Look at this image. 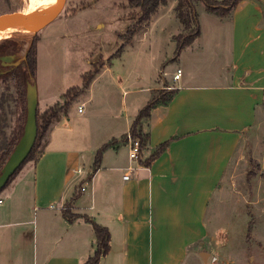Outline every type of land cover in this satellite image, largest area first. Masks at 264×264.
Here are the masks:
<instances>
[{"label":"crops","instance_id":"obj_1","mask_svg":"<svg viewBox=\"0 0 264 264\" xmlns=\"http://www.w3.org/2000/svg\"><path fill=\"white\" fill-rule=\"evenodd\" d=\"M202 15L201 35L177 58L180 78L138 89L177 90L168 105L152 109L141 160H130L124 135L142 101H132L135 111L121 130L109 125L95 133L82 105L52 119L31 168L27 162L0 200V264H83L95 247L94 223L111 233L100 264H186L205 244L211 198L224 192L227 169L264 106V0H242L227 17ZM110 60L84 91L106 72L114 85L107 93L117 89L122 75ZM37 97L39 111L52 105L42 108L38 90ZM113 140L93 170L98 150ZM166 141L167 149L147 163ZM65 204L79 217L69 220Z\"/></svg>","mask_w":264,"mask_h":264},{"label":"rangeland","instance_id":"obj_2","mask_svg":"<svg viewBox=\"0 0 264 264\" xmlns=\"http://www.w3.org/2000/svg\"><path fill=\"white\" fill-rule=\"evenodd\" d=\"M32 1L11 0L1 4L0 14L34 13ZM57 2L51 0L49 11ZM173 2L169 0L159 7L148 24L140 25L129 40L128 30L137 24L139 15V9L131 7L129 0H67L60 15L40 31L14 30L8 36H0V74L24 59L25 50L36 43L35 85L40 106L52 104L46 109L48 114H58L66 110L70 101V115L76 114L80 105L85 113L90 112V127L95 133H103L109 125L121 130L127 113L131 115L135 111L132 101H142L140 104L144 107L153 93L159 95L164 90L141 92L138 89L163 85V79L171 80L178 65L174 36L182 30H178L177 24L181 22L175 8L172 9ZM197 9L202 27V13L209 12L202 3ZM171 31L175 33L173 36L169 35ZM12 42H19L23 50L8 51L7 44ZM122 53V58L117 59ZM106 60L113 61L115 73L122 75L121 84L111 95L112 88L107 93L106 87L114 85L106 72L94 81L89 91L83 90L78 96L70 91L64 96L69 88L82 84L84 73L100 69ZM89 96L92 101L85 104ZM17 99L14 81L0 79V154L8 148L24 119L22 105ZM46 110L39 111V123ZM42 144L43 138L33 157L40 153ZM31 165L28 162L24 168H31ZM84 169L88 168H81V172ZM226 178L224 192H216L209 203L205 244L195 250L186 264H264V106L255 124L244 134ZM5 190L0 192V200L8 188ZM64 210L77 215L71 204H65Z\"/></svg>","mask_w":264,"mask_h":264},{"label":"trees","instance_id":"obj_3","mask_svg":"<svg viewBox=\"0 0 264 264\" xmlns=\"http://www.w3.org/2000/svg\"><path fill=\"white\" fill-rule=\"evenodd\" d=\"M11 0H0L1 4H8ZM169 0H129L131 7H136L139 9L138 21L135 26L130 28L129 31V40L134 35L135 31L138 29L140 25H143L145 22L150 20L152 15L156 13L162 5H166ZM242 0H177V4L175 6V12L177 14L178 19L180 20L183 29L182 31L174 36V40L176 41V51L175 57H179L182 50L186 47L190 46L200 35H201V27H200V16L197 9V5L202 3L205 6L206 11L211 14L217 15L219 17H227L230 15L233 10L237 7L239 2ZM8 51L10 50L13 53H18L20 50H23V46L19 44V42H12L7 44ZM38 68V48L36 43H32L25 50V58L22 59L18 64L4 73L0 74V79L6 80L11 79L14 81L16 85V92L18 96V101L22 105L24 119L22 124L20 125L17 132L14 134V137L10 140L8 144V148L4 150L0 154V173L1 170L15 148L17 142L19 141L26 121L27 116V97L28 90L30 85H35L36 73ZM99 69L96 68L94 70L87 71L83 74V82L80 86H73L67 90L64 96H68L70 91L74 92V96H78L91 82V80L98 73ZM177 90L176 89H164L159 95H154L153 98L139 111L135 120L132 123L130 132L133 136L137 137L140 140V158L145 154L149 147L150 141V132L147 128V123L149 122L150 115L152 109L157 105H168L172 99L174 98ZM70 101L67 103L69 106ZM48 110H46L41 116L39 123L38 119V134L36 142L26 159V161L21 165V167L13 174L10 178L9 182L5 186V188L13 181L15 176L19 173V171L23 168V166L30 160L36 159L33 157V154L36 150L37 144L41 138H44L47 128L49 127L52 119L57 115L56 112L52 114H48ZM39 115V110H38ZM124 138H127V135H124ZM116 143V140H113L107 144H104L97 152L96 158L93 165V170H96L100 166L101 157L103 151ZM169 141L162 143L153 154L146 160L148 163L154 157L162 153L169 146ZM4 188V189H5ZM3 189V190H4ZM65 216L69 220H73L79 217V214H73L71 211L64 210ZM94 234H95V247L92 254L87 258V260L83 264H100V260L103 256L108 254L110 251V239L111 233L109 229L100 224L94 223Z\"/></svg>","mask_w":264,"mask_h":264},{"label":"water","instance_id":"obj_4","mask_svg":"<svg viewBox=\"0 0 264 264\" xmlns=\"http://www.w3.org/2000/svg\"><path fill=\"white\" fill-rule=\"evenodd\" d=\"M67 0H60L57 8L45 19L35 25H23L9 19L10 15L0 14V25L15 27L19 32H38L53 22L63 11ZM38 134V97L36 85H30L27 97V116L23 133L15 148L5 162L0 173V192L3 191L13 174L28 158Z\"/></svg>","mask_w":264,"mask_h":264},{"label":"bare ground","instance_id":"obj_5","mask_svg":"<svg viewBox=\"0 0 264 264\" xmlns=\"http://www.w3.org/2000/svg\"><path fill=\"white\" fill-rule=\"evenodd\" d=\"M59 3L60 0H58L54 9L49 11L51 0H33L31 7L37 11L35 10L34 13H14L9 16V19L23 25H35L48 17L57 8ZM43 10H46L47 12L43 13ZM14 30L18 29L15 27L0 25V36H8V34Z\"/></svg>","mask_w":264,"mask_h":264},{"label":"built area","instance_id":"obj_6","mask_svg":"<svg viewBox=\"0 0 264 264\" xmlns=\"http://www.w3.org/2000/svg\"><path fill=\"white\" fill-rule=\"evenodd\" d=\"M181 75H182V69L178 68L174 74V78L179 79ZM79 110H82V107H80ZM126 139H127V142L130 144V147H131L130 154H129L130 160L131 161L139 160V158H140V140L137 137L133 136L130 131L127 133ZM129 177H130L129 173H126L124 175L125 179H128ZM81 190L84 191L85 187L82 186Z\"/></svg>","mask_w":264,"mask_h":264},{"label":"flooded vegetation","instance_id":"obj_7","mask_svg":"<svg viewBox=\"0 0 264 264\" xmlns=\"http://www.w3.org/2000/svg\"><path fill=\"white\" fill-rule=\"evenodd\" d=\"M13 66H15V65H11V66H9V67H8V70L10 69V67H13Z\"/></svg>","mask_w":264,"mask_h":264}]
</instances>
